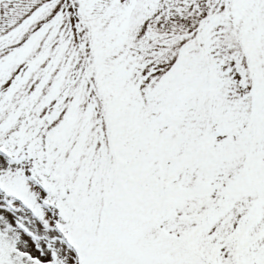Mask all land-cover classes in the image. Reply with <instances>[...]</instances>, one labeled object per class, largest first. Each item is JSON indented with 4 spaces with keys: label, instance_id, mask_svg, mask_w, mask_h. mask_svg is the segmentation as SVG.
Masks as SVG:
<instances>
[{
    "label": "snow or ice",
    "instance_id": "obj_1",
    "mask_svg": "<svg viewBox=\"0 0 264 264\" xmlns=\"http://www.w3.org/2000/svg\"><path fill=\"white\" fill-rule=\"evenodd\" d=\"M0 264H264V0H0Z\"/></svg>",
    "mask_w": 264,
    "mask_h": 264
}]
</instances>
